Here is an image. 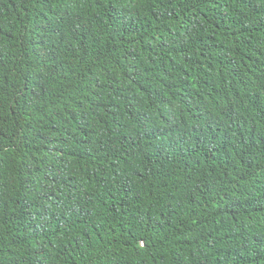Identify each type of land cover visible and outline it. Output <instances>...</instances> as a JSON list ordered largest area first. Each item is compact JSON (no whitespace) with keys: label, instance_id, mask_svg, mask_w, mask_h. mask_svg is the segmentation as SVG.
I'll use <instances>...</instances> for the list:
<instances>
[{"label":"trees","instance_id":"16d2710c","mask_svg":"<svg viewBox=\"0 0 264 264\" xmlns=\"http://www.w3.org/2000/svg\"><path fill=\"white\" fill-rule=\"evenodd\" d=\"M0 264H264V0H0Z\"/></svg>","mask_w":264,"mask_h":264}]
</instances>
